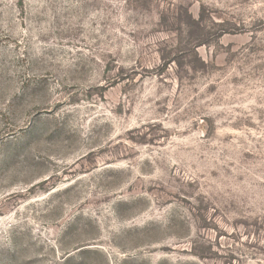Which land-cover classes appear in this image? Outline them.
Wrapping results in <instances>:
<instances>
[{
	"label": "rangeland",
	"instance_id": "1",
	"mask_svg": "<svg viewBox=\"0 0 264 264\" xmlns=\"http://www.w3.org/2000/svg\"><path fill=\"white\" fill-rule=\"evenodd\" d=\"M0 264H264V0H0Z\"/></svg>",
	"mask_w": 264,
	"mask_h": 264
}]
</instances>
